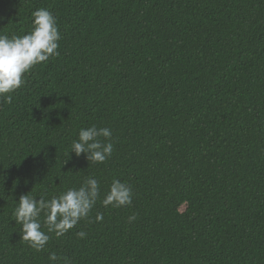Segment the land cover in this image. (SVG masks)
Returning <instances> with one entry per match:
<instances>
[{
    "label": "trees",
    "instance_id": "1",
    "mask_svg": "<svg viewBox=\"0 0 264 264\" xmlns=\"http://www.w3.org/2000/svg\"><path fill=\"white\" fill-rule=\"evenodd\" d=\"M40 8L59 56L0 98V264H264V0H0V34ZM93 124L112 132L103 163L67 154ZM89 176L88 217L42 251L21 239V195ZM114 179L130 205L103 206Z\"/></svg>",
    "mask_w": 264,
    "mask_h": 264
},
{
    "label": "clouds",
    "instance_id": "2",
    "mask_svg": "<svg viewBox=\"0 0 264 264\" xmlns=\"http://www.w3.org/2000/svg\"><path fill=\"white\" fill-rule=\"evenodd\" d=\"M60 40L56 18L44 8L32 12V22L26 34L11 37L0 34V98L11 103V93L23 86L25 74L36 65L47 62L50 57L59 56L57 49ZM111 136V129L107 127H97L95 124L82 127L78 138L72 140L67 154L75 153L77 157L84 154L88 162L103 163L114 150ZM99 196L100 183L92 176L87 177L78 188H68L51 199L21 195L13 211L15 223L22 226L21 239L36 251L44 250L50 239L48 233H55L57 238L65 235L81 219L88 217ZM132 196L130 185L114 179L102 204L105 207L127 206L132 203ZM135 218L132 215L128 219L133 221ZM95 219L101 221L103 216L97 215ZM77 236L84 238L86 233L79 231ZM48 259L55 264L60 257L50 253ZM64 264H68L66 257Z\"/></svg>",
    "mask_w": 264,
    "mask_h": 264
}]
</instances>
